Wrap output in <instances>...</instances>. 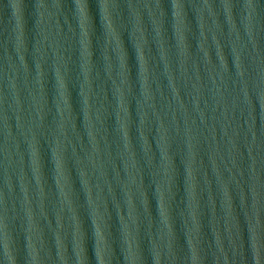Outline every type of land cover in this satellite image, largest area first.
<instances>
[{"label": "water", "instance_id": "water-1", "mask_svg": "<svg viewBox=\"0 0 264 264\" xmlns=\"http://www.w3.org/2000/svg\"><path fill=\"white\" fill-rule=\"evenodd\" d=\"M0 264H264V0H0Z\"/></svg>", "mask_w": 264, "mask_h": 264}, {"label": "snow or ice", "instance_id": "snow-or-ice-1", "mask_svg": "<svg viewBox=\"0 0 264 264\" xmlns=\"http://www.w3.org/2000/svg\"><path fill=\"white\" fill-rule=\"evenodd\" d=\"M177 3H179V2H177Z\"/></svg>", "mask_w": 264, "mask_h": 264}]
</instances>
